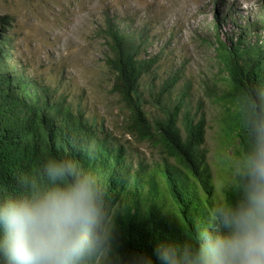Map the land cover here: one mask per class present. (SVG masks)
I'll return each instance as SVG.
<instances>
[{"label":"rangeland","instance_id":"1","mask_svg":"<svg viewBox=\"0 0 264 264\" xmlns=\"http://www.w3.org/2000/svg\"><path fill=\"white\" fill-rule=\"evenodd\" d=\"M3 17L8 70L84 111L90 125L124 148L144 179L153 175L158 181L160 169L171 163L160 146L126 130L127 113L110 92L112 75L104 64L105 23L140 43V58L156 61L141 81L145 96L153 97L165 79L177 76L165 103L183 100L192 115L203 114L211 201L224 200L226 160L239 146L227 127L232 107L222 99L226 72L217 49L219 41L243 47L264 43V0H0Z\"/></svg>","mask_w":264,"mask_h":264},{"label":"trees","instance_id":"2","mask_svg":"<svg viewBox=\"0 0 264 264\" xmlns=\"http://www.w3.org/2000/svg\"><path fill=\"white\" fill-rule=\"evenodd\" d=\"M7 26V18H0V195L13 192L18 175L35 171L45 157L68 155L84 167L101 171L109 195L125 204V215L117 221L125 249L150 253L156 240L189 233L192 220L212 205L214 186L202 148L203 114L192 115L183 100L164 101L178 77H168L153 97H146L141 81L156 61L140 58V43L111 22L105 23L104 64L112 75L110 92L119 97L127 113L126 130L160 146L171 163L160 169L158 181L153 175L144 179L127 161L124 148L112 145L90 125L84 111L74 110L51 89L8 70ZM217 58L226 72L222 99L230 107L235 92L264 82V43L243 47L219 41ZM226 121L240 150L242 135L232 109ZM89 144L95 146L92 159L84 153ZM233 196L225 188L224 199Z\"/></svg>","mask_w":264,"mask_h":264},{"label":"clouds","instance_id":"3","mask_svg":"<svg viewBox=\"0 0 264 264\" xmlns=\"http://www.w3.org/2000/svg\"><path fill=\"white\" fill-rule=\"evenodd\" d=\"M231 107L242 135L226 160L234 196L203 210L189 233L156 240L150 253L125 249L126 206L103 173L54 154L0 195V264H264V82L235 92ZM84 153L94 158L95 146Z\"/></svg>","mask_w":264,"mask_h":264}]
</instances>
